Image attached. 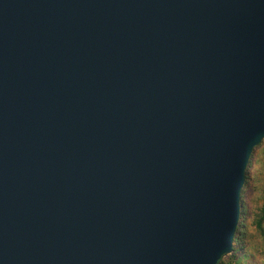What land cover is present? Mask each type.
I'll list each match as a JSON object with an SVG mask.
<instances>
[{
  "label": "water",
  "instance_id": "obj_1",
  "mask_svg": "<svg viewBox=\"0 0 264 264\" xmlns=\"http://www.w3.org/2000/svg\"><path fill=\"white\" fill-rule=\"evenodd\" d=\"M264 141V0H0V264H219Z\"/></svg>",
  "mask_w": 264,
  "mask_h": 264
},
{
  "label": "rangeland",
  "instance_id": "obj_2",
  "mask_svg": "<svg viewBox=\"0 0 264 264\" xmlns=\"http://www.w3.org/2000/svg\"><path fill=\"white\" fill-rule=\"evenodd\" d=\"M255 163L252 169V190L247 196V202L250 205V210L256 212L261 207L264 201V142L261 148L255 153ZM244 217L241 216V220ZM243 221V220H242ZM248 233L250 235L247 241V255L249 258L244 259V255L240 256L241 264H264V240L259 233L250 225V220L247 222ZM225 264L231 262L230 256L222 259Z\"/></svg>",
  "mask_w": 264,
  "mask_h": 264
},
{
  "label": "trees",
  "instance_id": "obj_3",
  "mask_svg": "<svg viewBox=\"0 0 264 264\" xmlns=\"http://www.w3.org/2000/svg\"><path fill=\"white\" fill-rule=\"evenodd\" d=\"M262 143L254 149L251 156L250 165L246 173L245 185L243 188V195L241 200L242 216L244 218L242 219L243 221L240 219V227H239L238 236L236 237V241H235V248L234 251L229 255L231 262L227 264H241L242 262L240 260V256L243 254H245L244 259L250 257L249 255L246 254L247 241L249 240L250 237L247 228L248 220H250V225L256 230V233H259L264 240V201L261 207H259L256 210V212L250 210V205L247 202V196L249 197V194L251 193L252 190L251 182L253 176L251 172L253 169V165L255 163L254 161L255 153L259 148H261ZM219 264H225V263L223 262V260H221Z\"/></svg>",
  "mask_w": 264,
  "mask_h": 264
}]
</instances>
